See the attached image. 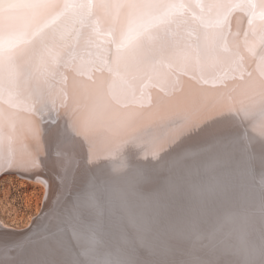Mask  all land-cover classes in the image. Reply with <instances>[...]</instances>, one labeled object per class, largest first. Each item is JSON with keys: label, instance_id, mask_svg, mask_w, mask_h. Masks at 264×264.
Segmentation results:
<instances>
[{"label": "snow or ice", "instance_id": "obj_1", "mask_svg": "<svg viewBox=\"0 0 264 264\" xmlns=\"http://www.w3.org/2000/svg\"><path fill=\"white\" fill-rule=\"evenodd\" d=\"M8 3L7 13L0 8V163L11 165L10 170L44 174L43 125L68 107L69 70H106L114 92L140 97L145 82L171 85L181 74L191 73L203 83L247 76L245 64L236 58L242 41L258 60L256 69L264 71V33L253 26L255 20L248 31L233 36L231 50L222 46L223 31L211 29L210 14L222 11L226 19L229 0H150L151 9L139 8L140 0ZM25 140L34 147L17 154L14 145ZM63 142L61 137L57 143L58 160ZM63 224L61 212L49 210L20 239L0 240V264H25L44 252L78 264ZM5 231L0 225V232Z\"/></svg>", "mask_w": 264, "mask_h": 264}, {"label": "bare ground", "instance_id": "obj_2", "mask_svg": "<svg viewBox=\"0 0 264 264\" xmlns=\"http://www.w3.org/2000/svg\"><path fill=\"white\" fill-rule=\"evenodd\" d=\"M196 2L213 3L217 0ZM253 2L258 4L259 0ZM10 7L8 0L0 5L5 13ZM256 12L259 14L260 9L257 8ZM239 15L230 11L225 19L222 11L210 14L211 29L223 31L221 43L229 50L233 49V36L249 30L248 17L240 20ZM260 23L257 16L253 26L258 29ZM237 52L236 58L245 64L247 71L256 69L258 60L242 41ZM226 71L223 69L221 74ZM106 72L93 68L83 73L73 70L65 73L69 86L68 106L75 109V116L69 120L66 109H62L58 119L54 122L49 119L43 125L45 133L41 147L44 151L41 155L47 165L43 175L10 170L11 165L0 163V172L4 171L0 177L14 173L40 184L42 188L41 207L27 224L15 227L0 218V225L9 230L0 232V240L20 239L22 232L38 216L43 221L49 210L61 212L66 198L75 194L86 225L85 247L90 245L93 233L102 232L112 249L158 242L164 234L174 233L186 217L199 215L209 206L224 210L242 207L253 195L247 186L229 174L223 164L221 149L218 146L209 148L206 133L212 129L205 128L195 136H181V143L193 145L200 151L197 155L170 158L164 167L152 165L151 155H146L159 150V135L147 140L131 130L117 135L101 134V126L119 128L131 121L135 115L133 106L137 104L131 94L112 90L108 72L105 78ZM181 75L185 80L193 78L191 73ZM238 79V76H229L222 81H209L207 86L223 87ZM227 126V121L218 120L217 134L220 128ZM61 137H64L62 160H58L55 154ZM32 147L34 144L29 140L14 145L17 154ZM57 173L59 177L53 179ZM85 175L89 176L86 184L82 182Z\"/></svg>", "mask_w": 264, "mask_h": 264}, {"label": "clouds", "instance_id": "obj_3", "mask_svg": "<svg viewBox=\"0 0 264 264\" xmlns=\"http://www.w3.org/2000/svg\"><path fill=\"white\" fill-rule=\"evenodd\" d=\"M137 6L154 7L150 0H140ZM230 8L240 14V20L248 17L249 25L258 16L264 33V0L232 3ZM42 10L47 12V6ZM141 87L142 95L133 96L137 99L134 118L119 128L101 126V134L131 130L147 140L159 135V150L146 155H151L152 165L164 167L170 158L200 151L181 143V136L212 129L206 133L209 148L221 149L229 174L253 195L242 207L224 210L209 206L199 215L186 217L174 233L164 234L158 242L117 249L110 247L102 232L93 233L85 247L86 225L79 199L69 196L61 210L63 235L74 246L78 264H264V71L253 69L223 87H208L194 77L185 80L183 76L171 85L147 81ZM66 114L72 120L75 109L68 106ZM218 120L228 122L219 134ZM88 180L87 175L82 178L85 184ZM25 264L65 261L44 252Z\"/></svg>", "mask_w": 264, "mask_h": 264}, {"label": "rangeland", "instance_id": "obj_4", "mask_svg": "<svg viewBox=\"0 0 264 264\" xmlns=\"http://www.w3.org/2000/svg\"><path fill=\"white\" fill-rule=\"evenodd\" d=\"M40 184L14 173L0 177V218L9 225L22 227L41 207Z\"/></svg>", "mask_w": 264, "mask_h": 264}, {"label": "water", "instance_id": "obj_5", "mask_svg": "<svg viewBox=\"0 0 264 264\" xmlns=\"http://www.w3.org/2000/svg\"><path fill=\"white\" fill-rule=\"evenodd\" d=\"M107 75H108V73L106 72L105 78L107 77ZM105 82H107V81H105ZM3 172H4V171L2 170V171L0 172V174L3 173ZM75 195H76V194H75ZM75 195H74V196H75Z\"/></svg>", "mask_w": 264, "mask_h": 264}]
</instances>
